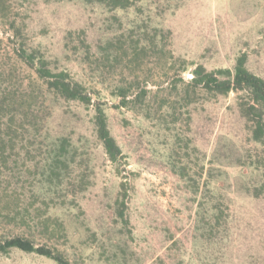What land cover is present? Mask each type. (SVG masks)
<instances>
[{
    "label": "rangeland",
    "instance_id": "374dc122",
    "mask_svg": "<svg viewBox=\"0 0 264 264\" xmlns=\"http://www.w3.org/2000/svg\"><path fill=\"white\" fill-rule=\"evenodd\" d=\"M0 1V70L45 86L17 57L19 44L11 39L19 29L28 48L60 60L59 66L83 83L94 102L100 99L107 104L110 128L125 163L120 174L108 161L95 137L92 111L77 103H61L59 111H67V117L79 125L80 136L74 139L82 137L77 146L84 158L78 169L86 178V188L67 186L69 190L60 192L64 197L58 202L75 197L73 207L68 202L64 208L44 210L36 159H29L20 147L17 171L1 174L0 208L5 214L29 208L30 224L3 221L0 240L24 236L38 246L57 249L74 264H264V143L253 141L252 124L243 118L241 101L231 93L207 101L199 98L188 106L181 101L176 111L160 108L167 99H182L170 83L186 66L181 77L189 82L199 65L209 71L232 69L246 54L249 68L264 78V0H145L153 25L162 23L171 31L170 47L178 62L172 65L160 58L155 63L147 56L139 67L135 65L138 68L129 60L111 68L106 61L99 64L97 76L82 63L81 53L110 23L113 30L121 25L106 23L110 13L74 0ZM133 18L131 11L120 13L124 24ZM92 61L97 63L94 56ZM123 65L129 66L127 70ZM129 73L140 77V87L148 96L116 109L120 99L112 96L113 79ZM57 123L56 119V128ZM222 139L233 152L228 161L231 155L233 159L216 163ZM181 169L187 171L185 177ZM208 172L214 175L206 181ZM121 182L129 188L127 225L116 214ZM213 206L220 208L219 221L208 216ZM47 216L63 223V235L43 233ZM0 264L56 263L13 251L0 254Z\"/></svg>",
    "mask_w": 264,
    "mask_h": 264
},
{
    "label": "trees",
    "instance_id": "16d2710c",
    "mask_svg": "<svg viewBox=\"0 0 264 264\" xmlns=\"http://www.w3.org/2000/svg\"><path fill=\"white\" fill-rule=\"evenodd\" d=\"M54 1L60 2L61 0H46V2ZM74 1L85 6H95L110 13L112 16L105 20L107 24L109 22L121 23L114 30L112 29L113 23H110L112 25L106 26L100 35L93 38L92 43H87V51L84 50V53H81V55L83 54L82 58L85 59L82 63L92 74L96 76L100 74L99 64L106 61L111 68L124 64L125 60H129L130 64H134V68H138L144 57L147 56L152 57L153 61L156 60L155 63L160 61V58H165L166 61L171 60L172 65L178 62L170 47L171 31L163 27L162 23L153 25L154 18L147 13L145 0ZM130 11L133 12L134 18L124 24L120 19V13ZM161 14L158 15L160 19L164 18ZM15 31L11 42L19 44L16 50L17 57L36 73L38 80L42 81L45 86L28 81L25 77L17 80L11 75V73L14 74L13 71L9 73L0 70V178L4 172L15 173L17 171L19 149L20 147L21 149L25 148L29 159L30 157L36 159L34 167L39 177L36 181H38V185H42L40 191H43L44 210L64 208L68 202L73 207L77 202L75 197L58 201L64 197L60 192L69 190L67 186L78 187L82 191L86 188V178L78 169L81 159L84 158V153H81L77 146L82 137L75 141L74 135L80 133L79 125L67 117V111H59V105L61 103H77L88 111H92L91 122L95 137L103 147L108 161L120 174V168L125 164L123 150L112 134L107 104L100 99L94 102L83 83L74 80L68 69L59 66L60 60L50 59L38 48H28L23 41L22 32L19 29ZM92 56H94L96 64L95 61H92ZM128 67L121 66L126 70ZM187 70L186 66L180 72L175 73L170 83L171 90L178 92L182 99H167L160 108L168 107L176 111V104L181 101L185 103V106H188L196 104L199 98L207 101L235 93L241 101L243 118L252 124L253 141L257 144L264 143V78L249 68L246 54L237 58L232 69L220 68L209 71L205 66L199 65L192 70V79L189 82L181 77L182 73ZM97 80L103 82L102 79ZM113 81L115 88L112 91V96L120 99L116 109L143 102L148 96L149 92L140 87V77L137 75L130 73L119 75ZM136 89L138 90L136 91ZM180 90L183 91V95L180 94ZM134 94V99L129 100V96ZM191 97L195 101H188ZM56 119L58 120L57 128L53 126ZM221 142L223 149L217 151L216 163L220 160L230 162L233 156L231 155L230 161H228L229 155L230 152H233L228 150L227 140L222 139ZM25 143L30 148H26ZM250 166L252 167L254 164L250 163ZM181 170L180 175L185 177L187 171ZM213 175L212 172H208L206 181L213 178ZM204 187L211 193L205 184ZM128 189L127 182H121L120 191L115 200L117 218L123 225L128 224ZM73 192H76L75 189ZM212 195L214 196L213 193ZM13 212V214H5L0 208V224L3 221H12L15 224L29 226L30 223L27 220V214L31 213L29 208H25L22 212ZM211 212L208 216L212 220L219 221L221 217L219 206H213ZM42 222L44 234L52 236H56L57 233L64 234L65 227L57 217L47 216ZM13 251L37 255L56 264H74L57 249L49 248L47 245L38 246L33 240L24 236H13L0 240L1 255L7 256Z\"/></svg>",
    "mask_w": 264,
    "mask_h": 264
}]
</instances>
